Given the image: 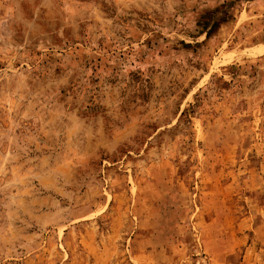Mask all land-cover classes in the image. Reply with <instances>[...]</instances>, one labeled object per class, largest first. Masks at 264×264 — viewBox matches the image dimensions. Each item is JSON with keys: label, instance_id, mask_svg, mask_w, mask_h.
<instances>
[{"label": "rangeland", "instance_id": "1", "mask_svg": "<svg viewBox=\"0 0 264 264\" xmlns=\"http://www.w3.org/2000/svg\"><path fill=\"white\" fill-rule=\"evenodd\" d=\"M0 264H264V0H0Z\"/></svg>", "mask_w": 264, "mask_h": 264}]
</instances>
